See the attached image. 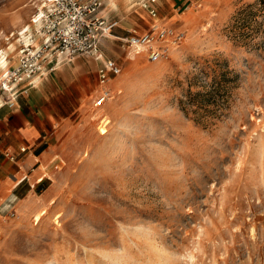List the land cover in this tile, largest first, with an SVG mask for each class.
I'll use <instances>...</instances> for the list:
<instances>
[{"label":"rangeland","instance_id":"rangeland-1","mask_svg":"<svg viewBox=\"0 0 264 264\" xmlns=\"http://www.w3.org/2000/svg\"><path fill=\"white\" fill-rule=\"evenodd\" d=\"M41 1L0 0V62H17ZM144 1H104L117 25L98 75L87 73L91 90L68 97L46 158L0 200V264H264L260 1L201 0L170 14L156 0L157 20ZM154 24L186 35L156 63L125 40ZM81 57L98 61L81 55L56 72ZM107 60L121 72L96 107Z\"/></svg>","mask_w":264,"mask_h":264},{"label":"built area","instance_id":"built-area-1","mask_svg":"<svg viewBox=\"0 0 264 264\" xmlns=\"http://www.w3.org/2000/svg\"><path fill=\"white\" fill-rule=\"evenodd\" d=\"M105 0H42L32 17L39 26L35 33L24 29L18 59L14 65L7 63L0 68L1 106L13 107L27 85L38 77L57 70L63 63L74 61L78 56H92L103 60L102 40L113 32L117 23L104 18L100 11ZM156 0H146L142 6L157 20L159 13ZM185 32L171 25L154 24L150 31H132L125 39L135 56L143 55L150 62L169 60L172 52L185 40ZM121 72L113 61H103L99 70L100 84L104 86L95 102L102 106L110 97L107 85L111 77ZM27 148H22L25 152ZM14 215V214H13Z\"/></svg>","mask_w":264,"mask_h":264},{"label":"crops","instance_id":"crops-1","mask_svg":"<svg viewBox=\"0 0 264 264\" xmlns=\"http://www.w3.org/2000/svg\"><path fill=\"white\" fill-rule=\"evenodd\" d=\"M157 1L162 6V13L172 14L201 0ZM99 65L100 61L95 65L89 59L78 58L72 73L54 71L27 85L28 92L22 93L13 107L1 106L0 101V200L12 195L11 181L24 173L29 174L34 165L46 158L44 145L60 125V119H66L60 113L68 111V97L76 94L83 99L86 96L91 90L87 73L90 71L95 75L96 71L98 75ZM24 147L27 149L22 152ZM39 169L33 170L32 175L38 176Z\"/></svg>","mask_w":264,"mask_h":264},{"label":"trees","instance_id":"trees-1","mask_svg":"<svg viewBox=\"0 0 264 264\" xmlns=\"http://www.w3.org/2000/svg\"><path fill=\"white\" fill-rule=\"evenodd\" d=\"M259 1H260L261 6H262V8H260V10H264V0H259ZM252 13L254 14V12H252ZM204 98H208L207 103H209V104H213L216 101V96L213 94V92H210L209 94L205 95Z\"/></svg>","mask_w":264,"mask_h":264},{"label":"bare ground","instance_id":"bare-ground-1","mask_svg":"<svg viewBox=\"0 0 264 264\" xmlns=\"http://www.w3.org/2000/svg\"><path fill=\"white\" fill-rule=\"evenodd\" d=\"M6 65V60L3 58L1 59L0 66H5ZM64 163V162H63Z\"/></svg>","mask_w":264,"mask_h":264}]
</instances>
